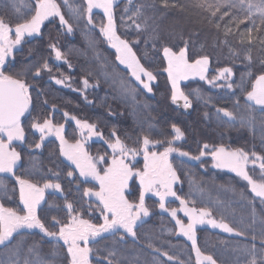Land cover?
<instances>
[{"label":"trees","instance_id":"16d2710c","mask_svg":"<svg viewBox=\"0 0 264 264\" xmlns=\"http://www.w3.org/2000/svg\"><path fill=\"white\" fill-rule=\"evenodd\" d=\"M40 1L0 0V23L26 24ZM255 1L264 5V0ZM56 2L66 22L47 21L42 33L26 39L3 69L7 79L24 87L30 108L22 120L27 139L14 145L21 164L14 176L0 173V205L26 216L22 181L40 188L56 183L63 194L47 195L37 213L40 230L9 235L0 247V264H71L61 231L78 218L96 229L92 264H199L193 243L179 234L177 222L160 211L154 197L145 201L151 216L135 228V236L106 231L103 206L87 197L97 186L83 181L62 158L57 140L43 143L34 132V125L51 121L67 126L68 140L78 142L73 118L96 127L108 143L120 141L127 151L140 152L145 141L158 144L155 152L173 148L172 164L180 180L176 196L233 229L229 234L198 227L202 256L215 264H264V201L240 176L215 170L211 158L219 148L241 151L257 162L249 166L251 177L264 183V107L248 98L264 77V14L258 17L248 6L240 12L237 0H122L114 6V24L145 71L138 76L121 65L118 51L103 35L108 17L102 8L89 6L88 0ZM167 49L186 50L189 61L207 59L211 65L207 81L182 84L189 112L173 99ZM225 69L232 76L219 82ZM176 128L185 139L173 144ZM89 153L106 157V165L112 157L109 146L100 142L90 144ZM137 166L143 169V161ZM141 197L135 179L127 198L138 205ZM167 208L175 210L179 202ZM1 216L0 211V234Z\"/></svg>","mask_w":264,"mask_h":264},{"label":"rangeland","instance_id":"374dc122","mask_svg":"<svg viewBox=\"0 0 264 264\" xmlns=\"http://www.w3.org/2000/svg\"><path fill=\"white\" fill-rule=\"evenodd\" d=\"M122 0H88V5L97 4L105 11L108 22L102 30L103 35L111 40V47L118 51L120 63L124 68L132 70L135 75H144L145 71L139 67L138 59L132 47L116 32L114 24L113 9ZM133 1V0H127ZM248 6L257 16L264 14V5L258 4L255 0H237V9ZM38 12L33 20L26 24L10 27L0 23V81H6L3 69L7 61L13 57L14 52L20 49L21 45L28 38H35L42 33L43 26L47 21L60 18L63 24L61 8L56 0H41L38 3ZM167 61V72L173 89V99L178 107L190 111V101L182 84L190 80H208L211 69L209 60L200 59L196 62L189 61L187 51L178 53L167 49L165 51ZM61 58V57H60ZM59 58V60H60ZM141 66V65H140ZM149 76L152 75L147 72ZM232 76L229 70H222L218 81L225 76ZM149 85V84H148ZM90 90L85 85V90ZM249 100L255 105L264 107V77L255 83V89L249 94ZM78 128L81 136L78 142H70L66 137L67 126H56L53 122H45L41 125H34V132L42 138V142L57 140L62 149L64 158L78 173L85 182H91L97 186V191L88 190L87 197L100 203L105 211L104 221L106 231L124 232L130 237L135 236V228L150 218L151 212L145 206L147 198H156L160 202V211L167 212L178 224L179 234L193 243L196 257L199 264H215L209 257L202 256L197 247L196 230L198 227H211L226 233H233L231 226L217 221L209 211L190 207L186 202L176 196L175 189L180 183L179 177L172 164L173 148L155 152L153 148L158 147L157 143L145 141L140 152L127 151L120 141L114 143L106 142L105 136L96 127L87 122L72 119ZM24 123L9 128H0V173L5 176H14L21 164L20 156L14 149L15 144L26 141ZM173 144L180 143L185 139L183 132L177 128ZM100 142L109 146L112 157L109 164L102 156H92L89 153V145ZM205 157V156H204ZM214 162V169L230 172L240 176L250 183L251 190L258 199L264 201V183L256 182L251 177L249 166L257 162L246 156L241 151H231L219 148L211 155ZM143 161V169L139 170L137 164ZM258 160V158L256 159ZM137 180L142 187V201L135 205L129 201L127 194L130 192V184ZM63 194L59 184H46L44 187H37L29 182L20 184L21 203L26 210V216L10 213L7 210L2 212L3 232L0 234V247L9 242V235L26 231L40 230L37 222V213L45 205L49 193ZM179 202V208L170 210L168 203ZM1 210V205H0ZM70 226L62 229V240L69 249L71 264H92L93 254L91 253V242L97 239L96 229L87 221L72 219Z\"/></svg>","mask_w":264,"mask_h":264},{"label":"water","instance_id":"95a60500","mask_svg":"<svg viewBox=\"0 0 264 264\" xmlns=\"http://www.w3.org/2000/svg\"><path fill=\"white\" fill-rule=\"evenodd\" d=\"M29 108L22 85L10 79L0 81V128L18 124L25 118Z\"/></svg>","mask_w":264,"mask_h":264}]
</instances>
